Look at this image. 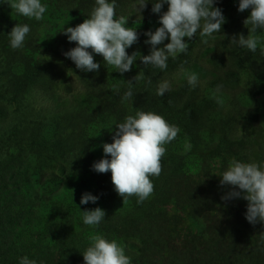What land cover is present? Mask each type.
<instances>
[{"label":"trees","instance_id":"trees-1","mask_svg":"<svg viewBox=\"0 0 264 264\" xmlns=\"http://www.w3.org/2000/svg\"><path fill=\"white\" fill-rule=\"evenodd\" d=\"M109 2L115 3L117 18L126 17V26L137 30L138 42L127 49L137 56L131 71L121 74L110 67L111 75L102 74L103 100L93 114L87 99V113L75 108L61 116L84 115L86 123L77 129L61 123L57 128L37 126L40 116L25 102L43 70L55 66L63 46H77L63 31L90 18L96 0H41L47 8L41 21L17 14L0 0V151H6L0 156V264H20L24 256L37 264H85L83 253L93 234L124 246L131 264H232L233 259V264H264V237L236 254L234 241L246 222L233 215L243 213L245 202L222 200L232 188L222 186L219 177L233 159L264 161V121L254 119L256 112L264 113V40L258 38L252 53L232 43L229 35L247 38L251 26L244 21L251 9L241 13L239 0H216L214 6L222 10L226 23L221 33H214L216 48L203 55L210 66L193 60L195 46L202 43L198 30L193 38L185 37L187 53L169 57L167 69L161 70L141 59L151 54L145 34L162 26L160 16L168 5L157 14L152 11L155 0H145L141 13L133 7L137 0ZM17 24H27L30 33L22 48L13 49L8 35ZM262 32L254 35L264 37ZM179 72L200 74L203 85H190L183 73L171 89V77ZM140 73L143 79L135 82ZM128 81L133 82V97L124 101ZM164 81L170 90L160 97L157 89ZM245 106L254 110L249 116L243 113ZM152 110L180 129L166 145L161 174L150 177L158 190L143 203L135 196L124 203L116 191L105 196L103 190L114 187L112 174L93 170L95 162L111 159L105 157L103 145L114 142L115 126L127 116ZM65 172L73 184L69 195L59 187ZM82 185L98 197L97 203L80 204L74 191ZM96 208L105 211V219L95 227L84 225L82 211ZM204 212L215 217L222 239L214 240L201 219ZM226 241L228 248H221Z\"/></svg>","mask_w":264,"mask_h":264},{"label":"clouds","instance_id":"clouds-1","mask_svg":"<svg viewBox=\"0 0 264 264\" xmlns=\"http://www.w3.org/2000/svg\"><path fill=\"white\" fill-rule=\"evenodd\" d=\"M2 2L8 4L17 14L36 21L43 20L47 11L41 0H2ZM215 2L216 0H155L152 8L154 13H161L165 4L168 5V10L160 16L159 23L162 26L155 32L149 31L145 34L148 37L145 43L151 45V54L142 56V63L166 70L169 57L176 59L178 54L187 53L189 44L185 43V37L191 39L199 30L202 43L195 46L193 60L199 61L202 66L208 68L210 64L203 55L216 48L214 33H221L226 23L222 10L214 6ZM147 4L145 0H137V4L133 7L141 13L146 9ZM96 5L90 18L74 28L67 27L63 31L69 42H75L77 46L71 48L69 44H65L63 52H59L55 66L43 70L42 76L33 84L25 104H33V113L40 116L36 121L37 126L50 124L51 127L57 128L58 123H61L63 126L80 129L86 123L84 115L82 119L61 116L73 112L75 108L87 113V99L92 103L90 115L93 114L103 100L102 74L107 72L111 75L110 67L116 68L121 74L131 71L133 67L137 53L130 56L127 49L138 42L137 30L126 26L128 22L126 17L117 18L114 2L96 0ZM249 9H251L250 16L244 21L246 27L251 26L247 27L249 31L247 38L243 34H240L238 39L235 33L229 35L233 37L232 43H237L240 47L255 53L259 43L258 38L264 40V37L254 35L257 31L264 30V0H239V12L243 13ZM29 33L30 27L27 24H17L8 35L11 47L22 48ZM169 39L170 42L165 44L164 42ZM35 41L36 38L33 42ZM160 45L164 46L159 47ZM46 55L51 56L49 53ZM50 61L48 60L46 65ZM183 73L188 74L187 80L190 85L195 86L196 83L203 85L200 74L179 72L171 77V89L183 79ZM133 79L138 82L143 79V74L140 73ZM128 84L129 90L122 97L124 101L133 97L131 90L133 82L128 81ZM169 90L170 84L164 81L158 85L157 95L163 97ZM41 101L46 103L42 105ZM64 102L72 104L74 102L75 106L70 108L64 105ZM58 104L63 105L58 106ZM252 111L254 110L251 106L243 108V113L247 116ZM262 114L256 112L257 117L254 119L264 121V113ZM167 121L161 113H155L154 110L137 111L135 116L129 115L124 122L115 126L118 131H115L113 136L114 142L103 145L105 157L110 156L111 159H101L93 164V170L97 173L112 174L114 187H108L107 191L104 189L105 196H112L116 191L123 198L124 203L132 196L138 198V203H143L156 193L158 188L150 177H158L161 174L162 158L167 151L166 145L172 143L180 132L177 125ZM261 143L264 148V139ZM186 147L190 148L191 145ZM5 154V150L0 151V156ZM216 168H220V165L217 164ZM219 177L222 186L232 188L222 200L241 198L245 202L242 216L238 211L233 215L235 218H243L246 222V229H240L234 241L237 254V251L241 252V249L251 247L264 237V161L245 163L233 159L227 170ZM59 187L60 191L68 195L73 192V184L68 179V172L62 175ZM87 192L82 185L79 191H74L75 198L81 197V205H87L89 202L97 203L98 197ZM82 212L83 224L92 227L98 226L106 216L105 211L100 208ZM201 219L209 225L214 240L222 239V232L213 215L204 212ZM89 241L90 246L83 253L85 264H131L130 257L125 254L124 246L115 240L109 241L100 234H93L89 236ZM228 246V241L221 244V248ZM20 264H37V262L24 256L20 259Z\"/></svg>","mask_w":264,"mask_h":264},{"label":"rangeland","instance_id":"rangeland-1","mask_svg":"<svg viewBox=\"0 0 264 264\" xmlns=\"http://www.w3.org/2000/svg\"><path fill=\"white\" fill-rule=\"evenodd\" d=\"M45 103H46V102H44V101H41V104H42V105H44Z\"/></svg>","mask_w":264,"mask_h":264}]
</instances>
